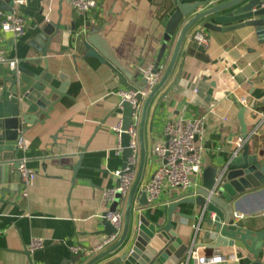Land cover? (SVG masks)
<instances>
[{"label":"crops","instance_id":"1","mask_svg":"<svg viewBox=\"0 0 264 264\" xmlns=\"http://www.w3.org/2000/svg\"><path fill=\"white\" fill-rule=\"evenodd\" d=\"M220 1L223 0L208 3ZM168 3L169 0H98L90 12L78 13L66 0H28L22 5L0 0V8L13 10L26 21L22 35L13 36L0 30V46L8 57L16 58L17 66L34 72L42 67L53 74L61 72L67 81L66 96L47 115L37 113L33 124L21 125L24 129L21 135L28 147L19 151L17 158L25 157L27 167L36 176L26 197L18 192L0 195V264H29L24 251L30 253L32 264H61L77 256L71 253V246L89 248L99 242L104 235L102 215L109 210L123 211L125 206V199L120 196L111 201L102 197L103 189L118 185L115 172L121 170L123 163L121 152L115 150L117 135L113 129L121 120L114 110L121 101V92L128 89L119 80L121 72L108 61L83 57L73 47L62 54H47L46 64L40 60L35 62L39 66H33L31 60L41 57L39 40L43 27L74 23L79 31H102L120 62L131 65L133 79L139 82V73L168 62L171 55L177 32L164 47L165 28L159 19ZM195 31L207 36L206 46L190 40ZM59 44L56 43L57 48ZM10 71L6 64H0V79ZM175 76L178 82L157 103ZM243 95L248 99L241 113L237 99ZM263 115L264 43L252 27L214 32L197 24L185 37L167 81L150 102L144 128L146 159L139 190L161 161L153 147L164 140L166 120L205 116L203 135L198 141L201 184L204 168L224 166L233 157L236 139L242 136V123L254 152L264 147ZM12 184L21 187L18 177ZM178 193L177 189H164L157 204L145 206L140 212L150 222L162 225L166 221L164 204L178 197ZM138 196L139 192L133 199V213L138 209ZM243 207L246 214L254 215L247 218L245 226L253 230L264 228V191L250 197ZM178 213L192 215L197 209L181 204L171 221L185 244H204L202 230L197 232L198 220ZM133 222L131 215V225ZM32 238L41 239L43 247L30 251ZM130 242L129 238L125 248ZM197 251L207 257L232 255L229 258L236 264L255 261L239 243L219 249L197 247ZM116 256L111 254L97 264H110ZM259 258L264 263V249Z\"/></svg>","mask_w":264,"mask_h":264},{"label":"water","instance_id":"2","mask_svg":"<svg viewBox=\"0 0 264 264\" xmlns=\"http://www.w3.org/2000/svg\"><path fill=\"white\" fill-rule=\"evenodd\" d=\"M209 0H196L183 2L182 0H169V3L159 15L165 28L164 47L169 39L176 35L174 46L159 82L143 97L141 91L147 88L143 72L138 74L139 82L133 79L134 72L131 65L120 62L113 49L104 38L102 31H79L74 23L64 26L53 23L44 26L39 43L42 44L40 55L33 58V66H39L37 61L46 64L47 54H62L72 47L80 50L83 57H95L100 61H108L121 74L119 80L128 89L136 92V99L141 102L140 118L138 124L139 160L135 179L125 198L123 210V224L118 240L104 251L91 256H73L61 264H97L111 254L117 256L109 263L122 264H177L186 253L189 245L175 232L171 221L172 214L181 204H190L197 209V213L187 215L178 213L183 217L197 219V232L202 230V237L206 242L196 244V247L219 249L231 247L239 243L250 252L255 261L253 264H264L260 260V253L264 249V228L253 230L245 226L247 218L254 215L246 214L244 203L264 191V147L254 152L253 142L248 140L240 152L233 156L228 163L221 167L208 166L202 171L201 184L195 194L186 197H176L164 207L166 215L164 224L150 222L140 209L150 206L146 190H139L141 175L146 159L144 144V128L147 111L153 96L167 81L171 74L181 45L197 24L203 29L214 32H225L245 27H252L260 42L264 43V0H223L209 4ZM227 25V26H224ZM60 42L58 48L56 43ZM46 66V65H45ZM178 82L175 76L169 86L158 98L159 103ZM66 75L53 74L45 67L39 72H34L16 66L0 79V195L5 192H18L14 179L20 175L18 172L16 139L21 135L22 123L33 124L37 117L35 114H45L66 96ZM156 108V107H155ZM244 107L240 112L243 113ZM114 115L121 119L120 143L123 169L131 151L128 148V134L126 130L131 124L132 106L128 101H120L114 110ZM152 122L150 129H152ZM242 138L247 137L244 123ZM16 176V177H15ZM139 192L137 212L133 213L132 205L135 194ZM119 196V195H117ZM131 215L134 217L131 225ZM104 227L103 240L114 232V228L106 219H102ZM133 228V229H132ZM132 233L129 235V233ZM130 246L125 248L129 241ZM30 260V253L24 251Z\"/></svg>","mask_w":264,"mask_h":264},{"label":"built area","instance_id":"3","mask_svg":"<svg viewBox=\"0 0 264 264\" xmlns=\"http://www.w3.org/2000/svg\"><path fill=\"white\" fill-rule=\"evenodd\" d=\"M5 3L10 2L13 5L25 4L28 0H1ZM75 12L88 13L97 6L98 0H66ZM0 30L13 36L22 35L26 30V21L13 10L0 8ZM190 40L199 46L207 45V36L201 31H195L190 36ZM166 62L156 64L143 71L146 79L147 88L141 91L143 97L152 89L160 80L166 68ZM0 64H6L10 69L17 66L18 60L10 58L5 50L0 46ZM247 95L240 96L237 103L241 107H247ZM128 101L132 106L131 124L126 130L128 134V148L131 153L127 158L125 167L115 172L118 177V185L112 188L103 189L102 197L104 200L111 201L117 195L125 199L128 191L135 179L138 160H139V143H138V124L140 118L141 102L136 99V92L125 89L121 92V101ZM212 111V109L210 110ZM264 118V115L262 116ZM205 116L196 118L177 117L166 120L163 126L164 140L161 144L153 147V152L161 159L160 163L152 173L150 180L145 184L147 200L150 206L159 202L160 195L164 189L179 190L178 197H186L195 194V190L200 185L198 177L202 170L201 147L198 141L201 140L204 129ZM117 135L116 153L122 152L120 143L121 120L113 127ZM249 140L248 137L238 136L233 156H236L242 146ZM15 146L20 152L26 151L28 147L27 140L20 135ZM18 172L20 175V195L26 197L28 190L35 180V172L27 167L25 157L17 158ZM168 203H165L166 206ZM114 228V232L103 240H100L89 248L80 246H71L70 251L73 255H81L86 258L94 256L112 244H114L122 230L123 211H107L102 215ZM43 242L39 238H32L29 242L28 249L34 251L43 247ZM230 255L229 257H231ZM226 256H202L199 255L194 242L188 247L186 253L177 264H236L235 261Z\"/></svg>","mask_w":264,"mask_h":264}]
</instances>
